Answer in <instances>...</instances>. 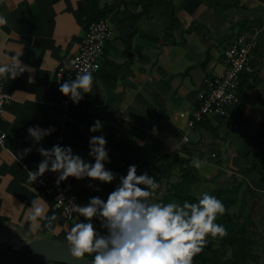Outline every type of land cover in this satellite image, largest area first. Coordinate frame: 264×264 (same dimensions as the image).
<instances>
[{"label":"crops","instance_id":"0c3cea01","mask_svg":"<svg viewBox=\"0 0 264 264\" xmlns=\"http://www.w3.org/2000/svg\"><path fill=\"white\" fill-rule=\"evenodd\" d=\"M92 1L106 8L104 18L112 34L102 67L92 74V91L84 93L79 103L70 99L66 104L59 91L64 81L58 83L55 73L79 50ZM174 3L182 24L172 34L155 13L130 24L129 19L142 10L135 0H0V64L16 55L29 68L14 79L4 76L14 99L1 118L8 139L0 151V242L67 241L73 223L51 209L27 172L40 161L38 148H47L58 133L65 136L63 146L90 162H94L89 156L90 137L104 135L107 140L105 167L115 179L106 183L75 178L87 204L91 197L106 200L133 164L137 174L147 171L157 179L159 188L150 199L159 202L171 178L161 170L158 158L169 154L189 159L198 169L199 180L187 188L195 196L208 192L218 197L219 191L239 185L231 210L245 221L237 231L243 237H264V0ZM134 27L138 33L129 46L126 38ZM242 32L254 40L256 66L244 82L242 103L227 116L208 117L207 123L191 130L188 119L205 77L224 71V50ZM97 119L102 130L92 133L90 126ZM34 126L54 131L37 144L28 132ZM186 134L190 141L183 143ZM26 148L31 152L25 153ZM35 198L45 216L55 215L51 225L26 219ZM94 225L100 228V221Z\"/></svg>","mask_w":264,"mask_h":264},{"label":"clouds","instance_id":"9594fccd","mask_svg":"<svg viewBox=\"0 0 264 264\" xmlns=\"http://www.w3.org/2000/svg\"><path fill=\"white\" fill-rule=\"evenodd\" d=\"M28 69L13 55L10 62L0 64V76L14 79ZM93 82L92 72L82 69L77 71L76 79L61 83L59 91L79 103L84 93L92 91ZM102 127L97 119L90 131L96 133ZM52 131L53 128L39 126L28 129L37 144ZM106 145L104 135L90 137L89 156L94 162L85 161L70 146L55 144L50 149L41 146L38 151L43 159L35 170L27 171L28 180L36 182L38 177L52 171L59 173L57 184L69 177L111 183L115 174L105 167V162H109ZM31 150L26 148L25 153ZM158 188L159 182L154 176L147 171L137 174V166L133 164L106 200L96 196L91 197L87 205L76 204L75 210L87 222L74 223L67 233L72 257L86 259L88 264H192L193 256L202 251L208 236L225 234L224 226L216 222L217 216L225 212V206L215 195L204 192L197 202H153L150 197ZM38 200H32L26 219L30 222L47 220L51 225L55 215L45 216V209ZM93 218L100 221L104 231L97 230Z\"/></svg>","mask_w":264,"mask_h":264},{"label":"built area","instance_id":"2783aa9c","mask_svg":"<svg viewBox=\"0 0 264 264\" xmlns=\"http://www.w3.org/2000/svg\"><path fill=\"white\" fill-rule=\"evenodd\" d=\"M111 34L112 27L105 18L89 23L80 42L79 50L67 57L57 69L55 73L57 82L76 79L77 71L82 69H87L92 74L99 72L102 67V55ZM254 51V40L245 32L237 34L231 40L224 50V71L205 79L200 89L197 97L198 104L188 119L191 130L195 129L196 125L205 118L227 116L230 111L242 103L244 82L256 71ZM13 99V93L8 91L4 85V76H0V151L7 146L8 139L1 118L7 105ZM70 99L66 97L65 103L68 104ZM182 141L183 143L189 142L190 135H184ZM64 143L65 136L62 133L54 134L46 149H50L55 144L63 146ZM42 159L41 156L40 161ZM37 167L38 165L33 170ZM58 176V172L47 171L32 183L38 185L55 213L62 215L73 224L79 221L87 222L86 218L79 216L75 210L76 204L87 205L84 196L76 189L75 177H69L57 184ZM96 220L93 218L92 222L95 223ZM97 230L104 231L101 228H97Z\"/></svg>","mask_w":264,"mask_h":264},{"label":"trees","instance_id":"16d2710c","mask_svg":"<svg viewBox=\"0 0 264 264\" xmlns=\"http://www.w3.org/2000/svg\"><path fill=\"white\" fill-rule=\"evenodd\" d=\"M142 5V10L137 15L129 19V23L140 20L145 15L156 14L158 19L166 23V31L172 32L181 26L182 21L177 14L174 0H135ZM106 8L100 9L96 1L91 2V11L88 15V24L95 20L105 17ZM190 30V29H188ZM138 33L136 27L132 33L126 38L129 46H131L133 38ZM245 84V83H244ZM244 96H242V100ZM205 118L196 127L207 123ZM160 162V163H159ZM158 164L162 166L165 176L170 179L177 174V180L171 182L166 193L159 202L184 201L197 202L199 196H195L188 192L189 185L199 180L198 169L190 165L189 159L163 154L158 158ZM239 185L232 188L219 191L218 197L225 206V212L216 218V222L223 225L225 234L216 237L208 236L206 243L202 246V251L195 254L192 258V264H255L257 253L260 248L264 249L260 238L257 236L243 237L237 231L239 224L245 221V217L232 212L233 205L237 202L239 196ZM87 255V254H86ZM90 257V256H89ZM91 258V257H90Z\"/></svg>","mask_w":264,"mask_h":264},{"label":"water","instance_id":"95a60500","mask_svg":"<svg viewBox=\"0 0 264 264\" xmlns=\"http://www.w3.org/2000/svg\"><path fill=\"white\" fill-rule=\"evenodd\" d=\"M42 262L88 264L86 259L73 258L68 242L58 238L0 242V264H38Z\"/></svg>","mask_w":264,"mask_h":264},{"label":"rangeland","instance_id":"374dc122","mask_svg":"<svg viewBox=\"0 0 264 264\" xmlns=\"http://www.w3.org/2000/svg\"><path fill=\"white\" fill-rule=\"evenodd\" d=\"M208 77H210V75H208V76H206L205 77V79H208ZM177 172H176V176H174V177H172L171 178V180L168 182V184H165V185H167V188L169 187V185L171 184V181H175L176 180V178H178L177 177ZM232 188V187H231ZM167 191V190H166ZM165 194V193H164ZM163 194V195H164ZM163 197V196H162ZM237 203V202H236ZM251 229V228H250ZM261 235V234H260ZM260 235H258L259 237H260V239H263L264 240V237H263V235L262 236H260ZM262 245H264V244H262ZM254 263L255 264H264V249L263 248H260L259 249V251H258V253H257V258H256V260L254 261Z\"/></svg>","mask_w":264,"mask_h":264}]
</instances>
